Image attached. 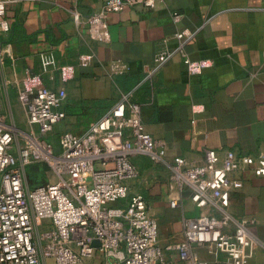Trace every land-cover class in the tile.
<instances>
[{
	"label": "crops",
	"instance_id": "1",
	"mask_svg": "<svg viewBox=\"0 0 264 264\" xmlns=\"http://www.w3.org/2000/svg\"><path fill=\"white\" fill-rule=\"evenodd\" d=\"M102 2L13 0L6 6L3 17L10 31L3 42L10 44V53L0 70L11 86L9 97L23 111L21 126L8 96L9 113L1 107L0 113L26 128L16 94L29 75H39L61 104L70 94L76 109L78 101L96 99L110 108L131 92L145 130L164 142L165 156L160 163L132 156L138 174L126 183L147 200L158 224V244L165 248L182 239V219L200 212L187 193L178 205H170L178 196L170 183L174 157L200 164L204 152L213 149L219 156L233 150L254 161L264 159V0H158L152 9L136 5L109 13L100 38L92 40L84 19ZM74 11L81 15L78 23ZM182 31L191 33L181 45L185 56L175 37ZM163 48L170 56L159 65L156 54ZM186 61L206 65L192 73ZM116 63L127 69L112 71ZM102 114L74 112L73 117L92 123ZM27 175L46 179L43 166L29 168ZM232 178L242 184L231 190L227 209L237 218L255 219L252 231L259 245L250 264H264V177L235 171ZM165 254L167 264H184L174 251Z\"/></svg>",
	"mask_w": 264,
	"mask_h": 264
},
{
	"label": "built area",
	"instance_id": "2",
	"mask_svg": "<svg viewBox=\"0 0 264 264\" xmlns=\"http://www.w3.org/2000/svg\"><path fill=\"white\" fill-rule=\"evenodd\" d=\"M157 1L103 0L84 19L89 37L100 38L109 13L136 5L152 9ZM11 2L0 0V65L10 53V44L3 42L10 31L3 13ZM72 19L80 22V13L74 11ZM190 34L175 33L183 56L181 45ZM169 56L163 48L156 61L161 65ZM186 62L192 73L206 65ZM122 68L127 69L111 66L114 72ZM131 96L122 94L84 132L64 131L55 147L47 135L65 117L60 97L39 75L22 80L17 97L26 128L0 113V264H89L93 259L97 264H167L166 250L184 264H250L259 245L252 231L255 219L237 218L227 208L231 190L242 184L232 173L264 177V159L254 161L233 150L219 156L213 149L204 152L200 164L174 157L170 183L178 196L170 205H178L187 193L200 212L183 218L182 239L163 248L147 200L126 183L138 174L132 156L145 155L154 163L165 156L164 142L145 130L140 106ZM37 166L52 179L30 184L28 169Z\"/></svg>",
	"mask_w": 264,
	"mask_h": 264
},
{
	"label": "rangeland",
	"instance_id": "3",
	"mask_svg": "<svg viewBox=\"0 0 264 264\" xmlns=\"http://www.w3.org/2000/svg\"><path fill=\"white\" fill-rule=\"evenodd\" d=\"M9 86H10L9 82H7L5 80V75H3L2 71L0 70V107H1V111H5V112L9 113V107L7 106V96H8V98H10L9 101H10V104L12 107L11 108V110H12L11 114L14 117V121L16 122L17 125L21 126V117H22L23 111H22L20 105L16 104L17 101L11 99L12 98L11 95L9 97L8 93H9V90L11 89V86L10 87ZM6 89H8V90H6ZM64 100L65 101H68V100L74 101V98H72V96L70 94H66ZM21 106H22V104H21ZM61 106L63 107V104H61ZM90 124H91V122L87 123V122L82 121V120L81 121H78V120L74 121L73 116L66 115V117L64 119H62L59 123H57L55 125L54 129L47 135V138L54 143L55 147H57V144L59 142V137L64 131H73L75 133H77V132L81 133ZM51 179H52L51 174L49 172H47V177H46V179H44L43 182L49 181ZM88 263L89 264H97V261L95 259H93V260L89 261ZM48 264H53V263L51 261H48Z\"/></svg>",
	"mask_w": 264,
	"mask_h": 264
},
{
	"label": "trees",
	"instance_id": "4",
	"mask_svg": "<svg viewBox=\"0 0 264 264\" xmlns=\"http://www.w3.org/2000/svg\"><path fill=\"white\" fill-rule=\"evenodd\" d=\"M78 103H79L78 105L79 109H76V107H74V101L68 100L64 102L63 107L61 106V109L64 112L65 117L66 115L74 116V112H81L84 115L95 112L97 116H99L102 112L104 114L109 109L108 104L103 99H100V100L96 99V100H89V101L80 100L78 101ZM44 170H45V167H44ZM29 181H30V184L35 185V184L43 183L44 179L34 178V179H30Z\"/></svg>",
	"mask_w": 264,
	"mask_h": 264
},
{
	"label": "water",
	"instance_id": "5",
	"mask_svg": "<svg viewBox=\"0 0 264 264\" xmlns=\"http://www.w3.org/2000/svg\"><path fill=\"white\" fill-rule=\"evenodd\" d=\"M92 244L95 245V246H97V245H98V241H97V240H94V241L92 242Z\"/></svg>",
	"mask_w": 264,
	"mask_h": 264
}]
</instances>
